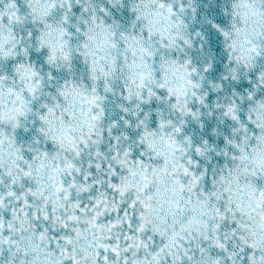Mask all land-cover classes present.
<instances>
[{
	"label": "snow or ice",
	"instance_id": "snow-or-ice-1",
	"mask_svg": "<svg viewBox=\"0 0 264 264\" xmlns=\"http://www.w3.org/2000/svg\"><path fill=\"white\" fill-rule=\"evenodd\" d=\"M0 264H264V0H0Z\"/></svg>",
	"mask_w": 264,
	"mask_h": 264
}]
</instances>
